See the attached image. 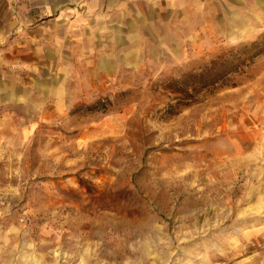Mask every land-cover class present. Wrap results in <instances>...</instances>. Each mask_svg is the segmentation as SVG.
<instances>
[{"label":"rangeland","instance_id":"1","mask_svg":"<svg viewBox=\"0 0 264 264\" xmlns=\"http://www.w3.org/2000/svg\"><path fill=\"white\" fill-rule=\"evenodd\" d=\"M0 264H264V0H0Z\"/></svg>","mask_w":264,"mask_h":264},{"label":"trees","instance_id":"2","mask_svg":"<svg viewBox=\"0 0 264 264\" xmlns=\"http://www.w3.org/2000/svg\"><path fill=\"white\" fill-rule=\"evenodd\" d=\"M240 58L241 56L238 53L232 54V60L228 62H223L220 60L222 57H217V59L211 61V67L209 69L195 75V84L197 86L205 87L208 85H214L218 81L226 79L229 73L238 71L240 64L243 63ZM190 77L191 74H188L184 81L189 82ZM185 91H187V89ZM187 95L188 94H183L181 100L184 101L187 98Z\"/></svg>","mask_w":264,"mask_h":264}]
</instances>
